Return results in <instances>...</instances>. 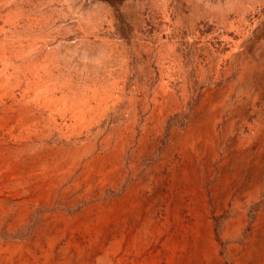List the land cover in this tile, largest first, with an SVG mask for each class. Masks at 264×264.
<instances>
[{
    "label": "rangeland",
    "instance_id": "374dc122",
    "mask_svg": "<svg viewBox=\"0 0 264 264\" xmlns=\"http://www.w3.org/2000/svg\"><path fill=\"white\" fill-rule=\"evenodd\" d=\"M262 207L264 0H0V264H236Z\"/></svg>",
    "mask_w": 264,
    "mask_h": 264
},
{
    "label": "bare ground",
    "instance_id": "6f19581e",
    "mask_svg": "<svg viewBox=\"0 0 264 264\" xmlns=\"http://www.w3.org/2000/svg\"><path fill=\"white\" fill-rule=\"evenodd\" d=\"M224 150V149H223ZM228 166V165H227ZM242 165L239 166L237 172L235 173V175L237 174L239 179L237 182H231L233 183V186L240 181L241 176L243 175V171H242ZM244 179V178H242ZM225 198L227 200L228 197H226L225 194ZM203 204V203H202ZM258 204V203H257ZM226 203H224L223 207H225ZM255 206V205H254ZM260 206V205H259ZM257 207V206H256ZM261 207V206H260ZM259 207V208H260ZM254 208V207H253ZM233 209V208H232ZM231 209V210H232ZM255 209V208H254ZM218 210V209H217ZM260 210V209H259ZM258 210V211H259ZM256 215V214H255ZM198 216V215H197ZM254 218V217H253ZM1 219V218H0ZM256 222L253 225V228L250 232V234L247 237V240L244 242L243 245H237L235 247V253L237 256V263L236 264H255L257 257L259 256L258 254V244L260 242V237L261 235H263L264 233V208H261V211L258 212L256 218ZM254 222V221H253ZM202 238L201 240H197V242L194 240L192 241V246L193 248L197 249V248H201L202 243H206L208 245L204 246L203 249H207V252L209 253L210 256H215V253L217 252V250L215 249V247L212 245L211 238H210V229H209V221H203L202 225ZM252 227V226H251ZM242 236V234H241ZM246 236V234H245ZM262 238V237H261ZM238 239V238H237ZM232 240V239H231ZM234 242V241H233ZM214 243V242H213ZM261 243V242H260ZM263 243V242H262ZM231 245V244H229ZM261 245V244H260ZM226 247V246H225ZM229 247V246H228ZM192 248V247H191ZM202 249V248H201ZM227 250V249H226ZM195 251V250H194ZM232 251V250H231ZM191 252V251H190ZM229 253V252H228ZM231 253V252H230ZM234 253V251H233ZM181 256V255H180ZM196 257V256H195ZM259 261V259H258ZM196 264H201V262H197ZM217 264V262H216Z\"/></svg>",
    "mask_w": 264,
    "mask_h": 264
}]
</instances>
